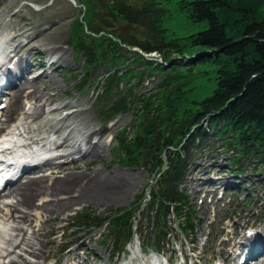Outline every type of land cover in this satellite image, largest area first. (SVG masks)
<instances>
[{
	"label": "trees",
	"instance_id": "trees-1",
	"mask_svg": "<svg viewBox=\"0 0 264 264\" xmlns=\"http://www.w3.org/2000/svg\"><path fill=\"white\" fill-rule=\"evenodd\" d=\"M80 2L85 11L72 21L68 40L83 59L84 76L77 89H88L92 72L99 64L105 66L104 73L91 83L100 85L99 79L104 80L96 108L106 118L132 112V124L118 134L112 149L113 162L117 159L120 165L141 167L152 177L151 198L145 209L148 230H142L141 241L147 250H160L171 233L166 220L170 206L185 199L178 185L190 153L197 147V139L208 138L207 128L217 137L229 136L239 150L233 157L235 163L245 155L254 158L253 170L264 167V18L247 27L240 38L231 39L225 34L227 24L214 10L220 6L218 0ZM203 21L207 23L204 30ZM175 23L183 27L195 24L200 31L188 34ZM119 24L142 33L117 32ZM133 47L145 53L158 52L163 60L157 67L161 82L145 94L129 82V76L136 80L144 77L143 71L120 75L127 53L135 61L146 62L131 51ZM185 56L193 59L185 61ZM154 69L148 67V75ZM110 99L115 101L107 105ZM132 215L133 211L123 208L117 215L101 219L110 223L100 244L112 241L114 252L123 250L133 236L126 226ZM88 216L78 219L84 221ZM189 223L187 219L180 225L182 233L188 231Z\"/></svg>",
	"mask_w": 264,
	"mask_h": 264
},
{
	"label": "rangeland",
	"instance_id": "rangeland-1",
	"mask_svg": "<svg viewBox=\"0 0 264 264\" xmlns=\"http://www.w3.org/2000/svg\"><path fill=\"white\" fill-rule=\"evenodd\" d=\"M74 1L78 9L67 0H0V33L5 34L7 42L16 36L12 42L7 44V47L9 46L12 48L14 46V49L22 57L24 65H28V67L22 71L23 78L25 80H37L41 78L39 81L43 83V86L47 87V90L44 91L40 97H36L35 99L39 100L44 98L43 101H46V104L43 105L45 106V114L43 117L47 115L46 117H48L55 130L62 127L63 130L60 134L61 139L64 135H69L68 138L70 143L75 144L72 149L73 153H75V150L78 148L85 150L90 143L98 150V153L93 151L92 154L89 155L88 160L82 159L81 162L78 163V166L74 168V171L67 174V178H70L69 180L65 181L66 178L62 181L63 184L68 185L72 178H77L72 181L70 184L71 189L67 190V192L75 195L81 193L86 197L87 201H89H72L71 206L88 203L90 204L89 208L95 211L96 214L103 208H106V210H103L105 212H113L117 208L129 207L134 201L139 199L140 196H142L144 184L147 183L149 178L141 169L121 167L112 161L113 158L111 153L115 142L111 144L109 140L117 134L121 127H127L131 124V113L127 112L128 114H122L121 117H117L115 121L111 122L112 124H106L111 117H108L106 120L102 118V115H100L96 108L98 100L95 105L92 106V100L95 98H91V92L90 94H80L75 91L79 74L83 70V68L80 67V63H78L80 61L78 59H81V57L77 54L75 56L72 49L65 46L72 28L71 23L80 13V0ZM218 1L220 6L216 7L214 10L220 21L227 24L225 26V34L228 38H240L241 33L246 31L247 27L264 18V0ZM206 24L207 23L203 21V30ZM175 25L182 30V32L186 29L188 34L200 31V26L195 24H187L185 27L177 23H175ZM5 26L7 28L6 31L3 32L2 30ZM21 26L25 31L24 34L20 31ZM117 32L137 35L142 33L138 28H133L126 24H119L117 26ZM135 49L138 50L137 48ZM50 55L53 56L52 61L54 64L48 68L46 63H48ZM127 56L130 57L131 55L128 54ZM153 56H156V58L158 57V55ZM174 56L176 57V54H174ZM4 58H6V55ZM188 61H191V59ZM172 62L174 63L175 61ZM21 66V64L17 65L16 71L13 73L11 72L9 77L14 80L13 75L19 76ZM102 73H104V67L100 66L96 70L95 75H100ZM156 79L157 82H161L162 75L160 74ZM39 81L36 83V86L40 84ZM30 84L35 85L33 82ZM152 86L154 85H151V87ZM28 87L31 88V86ZM93 87L94 88L91 90H95L96 86L94 85ZM22 92H24V89ZM113 101L114 99L108 101L107 105H111ZM72 128L73 131L71 130ZM77 141H81L82 143L77 144ZM228 157L229 155L227 153H221L214 156V160H211V156L205 154L196 162L193 161L194 165L189 173L191 175L186 179L181 188L186 190L189 204L192 205L194 210L198 207L195 205L197 201L195 196L200 189L199 185L204 183V181L216 180V171H220V169L226 171L224 166ZM98 173L99 175H103L105 181L103 178L96 180ZM221 174L224 175L223 173ZM225 174L226 179L224 184L230 183L228 180L232 178L233 181L237 182L236 185L233 186L235 187L233 192L240 193L241 199L245 196L243 202L239 203V206L236 208V214L240 212L241 217L251 218L257 222L258 219H256V217L260 214L259 200L264 197V193H262L264 189V173L262 172V168H259L254 174L251 173V175L247 172L242 178L232 177L234 175L233 172H225ZM230 174L232 176H230ZM56 180H58V178L53 179V181ZM83 181L85 183L80 184V182ZM77 183H79L78 188L74 189ZM41 188H43V186L37 183L35 188L36 194ZM195 189L197 190L196 194L193 193ZM24 197L25 196L21 195L18 199L24 203ZM33 197L34 196L31 195L27 196L26 203ZM246 199L250 200V203L248 202L246 204ZM62 201L65 202L68 200ZM42 208H45V206H42ZM45 209L53 212V209L50 207H46ZM196 216L201 217V222L197 223L201 233L197 232L193 240L201 247L203 246L205 236H211L214 239L218 234L217 230H206L207 213L200 215L196 209ZM195 223L196 220H194L193 224L195 225ZM260 224H262L261 226L264 228V220L260 222ZM63 231H65L64 236H62V230H44L37 236L32 237V240L35 241H32L34 248L28 249L25 247L26 244L21 247H25V249L21 250V248H19L17 251V253L20 254V256L17 255L19 258L13 255L16 264H24L23 261L31 264H52V260L49 259L51 256L60 259L61 264H75L77 261H79L78 264H94L95 262L96 264H104L107 260V264H113L110 247L101 246L97 242V234H102V230L94 228L89 229L88 226H82L78 230ZM236 231L243 234V230ZM27 234L32 236V230H29ZM139 235L138 233L135 234L132 242L127 246L129 254L125 257L129 258L124 262L120 261L119 264H126L128 262V264H130L133 258H135V260L131 264H145L144 258L146 256L140 255L142 246ZM174 235L176 236L174 241L178 242V239L181 240L178 233ZM223 239L226 238L224 237ZM188 242L189 241L184 242V240L181 241L184 246ZM71 243H75L76 245L70 248L69 251L62 253L63 248ZM222 248L223 244L221 240L213 244L210 248L204 246L205 251L209 250L210 257H203V261L207 262L214 256L218 257L219 255L223 260H226L227 256L224 254ZM162 249L165 253V258L170 257L171 250L167 246ZM84 250L87 255L82 253L85 252ZM154 255L158 257L159 254H152L150 256ZM159 258L163 260L161 256H159Z\"/></svg>",
	"mask_w": 264,
	"mask_h": 264
},
{
	"label": "bare ground",
	"instance_id": "bare-ground-1",
	"mask_svg": "<svg viewBox=\"0 0 264 264\" xmlns=\"http://www.w3.org/2000/svg\"><path fill=\"white\" fill-rule=\"evenodd\" d=\"M5 39L6 37L3 36L1 37L0 36V68L2 67V55L4 54V51H5ZM7 42V41H6ZM14 47V46H13ZM19 84L18 86L16 85V89L13 91L12 93V96L10 98V104L8 106V108L5 110L4 112V117L6 118V120H8L9 118L12 117V115L14 113H16V111L20 108L21 106V90L27 86H31L30 83L32 82H29V81H26L23 79V76H21L19 79ZM37 92H32L31 95H30V99H34V95H36ZM41 95V94H40ZM32 104V103H31ZM57 111V110H56ZM60 111V110H59ZM78 112V111H77ZM55 113V112H54ZM44 112L42 111V109H40L39 107H34V110L31 114V118L35 117V118H39L41 115H43ZM74 114V113H73ZM71 119V118H70ZM72 126V125H71ZM72 130V129H71ZM70 134V133H69ZM69 136V135H68ZM86 136V135H85ZM96 153H98V150L97 148L94 150ZM87 153V152H86ZM70 155H67V156H60V157H57L56 159H61V158H66V157H69ZM44 166H48L47 164L44 165ZM63 169V166L60 167V170ZM59 170V171H60ZM122 175V174H121ZM103 177V175H99V173L97 174V179H101ZM70 178H67L65 181L69 180ZM126 179V178H125ZM105 181V179H104ZM129 181V180H128ZM37 183L39 184H43L41 178H38V179H30V180H27V181H24V182H20L19 184L16 185V188H12V190H10L9 193L5 194L4 197H9V196H13L15 199H16V205H14L13 207L15 206H23V207H29L30 206V202L31 200L28 201V203H26V197L27 196H34L36 195V185ZM56 186L58 188L60 187H63L64 189H62L64 192H66V188L69 187V184H63L62 183V180H58L55 182ZM54 184V185H55ZM42 189V188H41ZM81 189V188H80ZM59 190V189H58ZM40 191V189H39ZM51 192H55L57 191V189H51L50 190ZM82 191V190H81ZM25 196L24 197V203L22 201H20L18 199V197L20 196ZM78 199H83L85 198L81 193L78 194ZM86 202H89L86 200ZM63 206H66L67 205V202L66 203H62ZM74 204V203H73ZM43 205V204H42ZM42 211H47V212H50L48 209H45V208H42ZM53 211V210H52ZM27 217H24L23 219L21 220H26V222H29L31 223L32 222V219H26ZM44 220H43V224H48L50 222V215H45L43 216ZM8 219H13V216L12 214L8 216ZM20 220V221H21ZM10 230V229H9ZM11 231H17V234L15 236L12 235V232H11V238L9 239V242H6V243H2L0 241V261H1V257H3L5 251H8L9 253L7 254V256H9L11 254V252H14L15 249H19L21 247H23L25 244V247H27L28 249H31L33 247V243L32 240L33 238L32 237H35L37 236L38 234H40L43 230H32V236H29L28 231H25V230H11ZM6 235H7V232H6ZM5 235V236H6ZM18 241V244L16 243ZM35 242V241H34ZM10 243V244H8ZM12 244L15 245V248L14 249H11L12 247ZM37 246V245H36ZM35 246V247H36ZM6 247V250H4V248ZM24 248H21L22 249H25ZM34 248V247H33ZM20 250V251H21ZM39 252V251H38ZM16 256L20 254L19 253H16L15 254ZM35 255V254H34ZM19 256H17L19 258ZM37 257V255H36ZM22 258V257H20ZM41 259V258H40ZM39 260V259H38ZM24 264H31L29 262H26V261H23ZM8 264H16V261L14 260V257H12L10 260H9V263ZM18 264V263H17Z\"/></svg>",
	"mask_w": 264,
	"mask_h": 264
}]
</instances>
